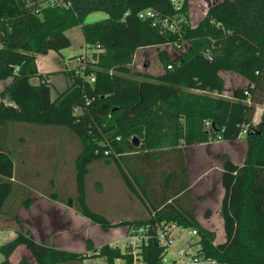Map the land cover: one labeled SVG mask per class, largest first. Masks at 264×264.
Masks as SVG:
<instances>
[{"label":"trees","instance_id":"obj_1","mask_svg":"<svg viewBox=\"0 0 264 264\" xmlns=\"http://www.w3.org/2000/svg\"><path fill=\"white\" fill-rule=\"evenodd\" d=\"M69 1L70 5H54L49 0H0V79L12 77L0 91V213L15 215L16 202L6 206L13 195L25 206L32 203L31 188L18 181L10 125L63 126L83 143L75 159L76 191L68 194L59 186L50 190L53 185L39 191L74 207L104 229L145 226L147 238L138 245L135 257L119 245L96 247L91 239L87 251L55 247L37 241L30 229L20 228L14 239L1 244L0 264H15L10 256L22 244L38 264L88 258H103L101 264H176L163 261L167 251L157 238L162 222L196 229L200 250L221 264H264V110L254 122L257 106L264 104V0L216 1L196 25L189 21L187 0L178 4L172 0ZM147 8L157 16L141 18L139 13ZM95 11L107 16L86 22ZM76 26L82 27L88 47L100 45L101 50L92 54L85 68L61 70L69 83L52 98L51 73L39 71L38 58L70 46L66 31ZM185 41L190 46L179 54L172 55L165 47L158 52L164 66L161 72L129 67L140 47ZM223 70L244 76L247 85L225 95ZM92 74L94 81L89 79ZM206 121L211 122L210 129ZM246 127L244 162L224 158L225 193L219 214L226 239L216 243L217 232L203 226L195 215L183 146L218 136L234 141ZM134 136L140 140L138 146ZM166 150L175 153L180 171L170 173L166 194L157 198L153 188L143 184L136 159L156 164ZM100 159L113 162L129 189L149 201L144 219L113 222L89 204L86 177L89 165ZM20 172L27 180L22 166ZM20 264H30L29 259Z\"/></svg>","mask_w":264,"mask_h":264},{"label":"rangeland","instance_id":"obj_2","mask_svg":"<svg viewBox=\"0 0 264 264\" xmlns=\"http://www.w3.org/2000/svg\"><path fill=\"white\" fill-rule=\"evenodd\" d=\"M216 1L219 0H187L190 23L193 25L198 24L206 15L210 5ZM94 16L95 14L89 15L86 18V22L98 19ZM67 34L72 40V44L70 46L63 48L60 51L50 50L47 54L40 55L39 57L38 68L41 69L43 73L51 72L52 98L56 97L59 92L63 91L69 83L67 75L60 71L65 68H74L78 66L83 67L85 61L82 55L86 54L87 48H89L90 52L93 48L88 47L85 44L81 26L68 29ZM189 46L190 44L185 41L181 44L171 43L161 46L140 47L137 49L134 55V61L129 67L132 70L148 71L152 73L161 72L164 68L163 63L158 57V52L161 49L165 47L172 55H174L185 51ZM223 73L228 75L226 89L224 91V94L227 96L231 95L236 87L247 85L248 81L244 76L230 70H223ZM33 81L37 82V79L34 78ZM257 111H259V108H257ZM257 119L259 121V118ZM26 126L31 127L29 128ZM9 128V143L12 151L16 153L15 163L19 175L18 181H22L26 185H29L31 188L30 192L33 190L39 191L40 189H45L53 185L52 188L50 187V190H57L59 187H62L68 194H74L76 191L77 173L75 159L83 150V143L80 137L63 126L16 123L14 125H10ZM240 138L246 140V135L242 134L239 139ZM23 140H25V142ZM223 140L224 139L222 138V140L219 141ZM219 141L211 139L209 142ZM222 145L232 146L227 145L226 143ZM160 155L163 157V160H158L156 164L146 159H136L140 160L137 162V165H139L138 171L140 172V175L142 174L144 176L143 184L147 182L153 188L157 198H161L163 194H166L165 188L167 186V178H169L170 173L177 169L180 171V168L176 166L178 163H176L175 159L177 158L172 150L162 151ZM240 158H242V155L236 153L235 159L239 161ZM20 166H22L23 172L28 175L26 178L27 180H23L21 178ZM52 180L53 183L51 184ZM86 181L89 193V204L94 209L108 215L109 218L111 220H115V222L124 220L126 217L122 218L123 216L128 213L135 212L137 209H141V212L144 210L141 216L147 213L146 210L150 211V206H147L149 201H147L146 198L144 199L145 201H143L140 196L134 194L129 189L113 162L107 163L105 159L93 161L89 165ZM172 188L173 185L168 187L169 190H172ZM146 193L148 194V199H152L153 192L151 188L147 190ZM62 194H65V192H62ZM68 194L66 195V198L69 197ZM11 201L16 202L18 207L15 209V215L9 216L17 219L19 210L25 206V204L19 199L18 195H13L6 204L7 208L10 206ZM7 218L8 217L6 215L0 214V244L13 237V234H11L13 230L9 228L11 223ZM5 223L7 226L4 225ZM18 223L20 227H17V222L14 221V225L16 224L17 229L27 228L22 221ZM93 227L94 228L89 231H92V235L97 234V237L98 229L95 226ZM220 227L221 226H216L214 229L216 231H223V228ZM132 229L133 228L129 227L130 233L127 236V240L119 243V246L125 251H128L130 246L128 239L132 234ZM189 231L190 228L181 226L179 229L175 230L176 235L180 238V243L168 250V258L175 257V249L178 247L186 246L187 242L191 243L199 240L198 235L191 237L189 235ZM82 245L84 246V243H82ZM83 246H78L80 247L78 249H83ZM195 249L196 246L193 244L188 248V251L193 252ZM83 251H87V247ZM20 255V252L14 255V263L17 264L19 262ZM3 259L4 256L0 250V261ZM84 261L81 263L85 264ZM89 262V264H100V262L102 263V259L96 258L90 260Z\"/></svg>","mask_w":264,"mask_h":264},{"label":"crops","instance_id":"obj_3","mask_svg":"<svg viewBox=\"0 0 264 264\" xmlns=\"http://www.w3.org/2000/svg\"><path fill=\"white\" fill-rule=\"evenodd\" d=\"M91 14H95L94 17L98 18L96 20L103 19L107 16L104 11H95ZM39 71L42 72L41 69H39ZM221 73L225 78V81H227L228 75L223 73V71ZM11 81L12 77L0 79V91L3 90ZM257 108H259V111H257L254 119L256 123L258 122L257 118H259V120L261 119V115L264 110V104L258 105ZM225 143L232 146L222 145ZM247 147V140L243 138H238L234 141L223 140L219 142H202L194 145L183 146V153L187 168L186 176L190 185L195 215L203 226L211 230H215L214 227L216 226H221L220 228H223V231L215 230L217 232L216 243L223 242L226 239L223 219L219 214V208L225 193V189L222 184L224 158L230 157L234 162L242 164L246 156ZM236 153L242 155V158H240L239 161L235 159ZM31 196V205L23 206L19 210L17 216L23 222L25 227L30 229L36 240L39 242L59 248L83 251L87 247L88 239H91L96 247H100L106 243L119 245V243L125 242L127 240V236L130 233L129 225H121L104 229L101 225L92 222L89 218L77 212L74 207L48 197L42 194L40 191H31ZM143 211L141 212V209H137V211L128 213L122 218L126 217L124 219H144L146 214L141 216ZM0 214L6 215L8 217L7 219L11 223L9 228L13 230L11 233L13 234V237L5 241L8 242L17 236L16 232L18 229L16 228V224L14 225V221L17 222V227L20 226L17 219H14L5 213ZM112 221L115 222V220ZM4 225L7 226L6 223ZM93 226L97 227L98 229L97 237V234L92 235V231H89L90 229L94 228ZM82 243H84V246ZM78 246H83V249H78L80 248ZM18 252H20L21 255L17 264H20L21 260L25 257L29 259L30 264H38L36 259L32 256L29 248L23 244L19 245L11 254L10 259H12V261H14V255ZM92 259H86L84 261L85 264H89V261ZM101 259L103 262V258ZM77 263L82 264L78 261L57 264Z\"/></svg>","mask_w":264,"mask_h":264},{"label":"built area","instance_id":"obj_4","mask_svg":"<svg viewBox=\"0 0 264 264\" xmlns=\"http://www.w3.org/2000/svg\"><path fill=\"white\" fill-rule=\"evenodd\" d=\"M172 1L175 4H178V0H172ZM49 2L50 4H54V5L56 4L70 5L69 0H49ZM139 16L141 18H155L157 15L153 8H147L145 10H142L139 13ZM168 22H169L168 20H164L163 24L168 25L169 24ZM100 50H101L100 45L97 46L96 48H92L91 52L89 48H87L86 54L82 55L85 61L83 68L87 66L88 61L93 60L92 54L95 51H100ZM89 79L91 81H94L96 77L94 74H92L91 76H89ZM75 110L77 111V108ZM205 126L207 129H210L211 122L206 121ZM246 132H247V127L243 129V131L241 132V135L245 134ZM215 140L216 141L222 140V136H218ZM179 227L180 226H178L175 223H166V222H162L158 227L157 238H158L159 244L164 246L167 252L171 247L178 245L180 243V238L176 235V232H175V230L179 229ZM189 235L192 237V236L198 235V232L196 229L190 228ZM146 238H147V228L145 226L140 227V228L134 227L132 229V234L129 236V239H128V243L130 244L128 248V252H131L136 257L137 252H138V245ZM193 244L196 246V249L193 252H189L188 248L192 246ZM200 248H201V245L199 243V240L196 242H191V243L187 242L186 246L178 247L177 249H175V252H176L175 257L168 258L167 252H166V255L163 261L165 263H169L174 260L176 264H221L217 259L206 256L200 250ZM133 264H138V262L135 261Z\"/></svg>","mask_w":264,"mask_h":264},{"label":"water","instance_id":"obj_5","mask_svg":"<svg viewBox=\"0 0 264 264\" xmlns=\"http://www.w3.org/2000/svg\"><path fill=\"white\" fill-rule=\"evenodd\" d=\"M133 140H134V144H135L136 146H138L139 143H140L139 138H138L137 136H134V137H133Z\"/></svg>","mask_w":264,"mask_h":264}]
</instances>
